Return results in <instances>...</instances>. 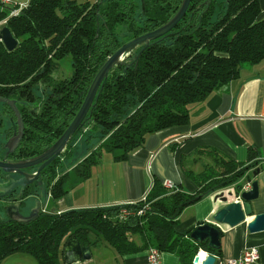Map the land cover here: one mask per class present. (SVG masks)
<instances>
[{"label":"trees","instance_id":"trees-1","mask_svg":"<svg viewBox=\"0 0 264 264\" xmlns=\"http://www.w3.org/2000/svg\"><path fill=\"white\" fill-rule=\"evenodd\" d=\"M181 1L28 0L16 15H9L12 8L0 2V21L5 20L2 25L18 40L12 51L0 42V96L24 102L15 101L25 134L11 158H29L48 149L77 113L106 59L126 42L167 22ZM260 13L259 0H191L170 32L145 48L138 46L137 58L128 55L127 63L112 68L83 126L60 157L41 171L39 184L50 199L66 194L72 175L88 177L102 153L124 160L149 134L187 124L190 104L238 78L243 64L264 59ZM65 56L71 58L72 73L56 79L53 74ZM39 82L47 88L43 94L33 91ZM32 98L38 102L33 110L27 107ZM1 113H11L5 102L0 103ZM197 151L207 153L212 164L197 173L182 169L197 187L193 193L181 185L167 190L154 179L145 199L133 203L40 211L27 223L0 220V262L24 253L37 264H64L63 245L71 235L81 245L104 243L119 254L155 247L176 254L180 264H192L200 249L221 258V245L213 249L207 240L191 239L193 228L181 230L179 215L205 195L232 185L242 189L238 180L259 169L258 151L248 145L246 162L213 148ZM36 191L26 187L23 196Z\"/></svg>","mask_w":264,"mask_h":264},{"label":"crops","instance_id":"crops-1","mask_svg":"<svg viewBox=\"0 0 264 264\" xmlns=\"http://www.w3.org/2000/svg\"><path fill=\"white\" fill-rule=\"evenodd\" d=\"M13 2L9 7L19 9L28 0ZM259 5L260 16L263 17L264 0H259ZM188 112L187 124L149 134L143 146L131 152L126 159H111L110 162H117V165L110 163L106 167L101 159L102 153L99 163L91 168L88 177L80 179L71 174L73 177L61 199L53 201L43 190L44 211L62 212L75 208L133 203L146 196L154 179L161 183L171 181L181 185L184 191L193 193L197 187L182 169L197 173L212 164V158L207 153L198 152V149L213 148L238 162H246L247 146L253 145L258 151L259 171L255 176L252 172L248 175L258 181L259 195L251 201L252 215L246 216L244 222L234 227L219 226L222 232L221 258H237L245 248L256 246L259 252L256 264H264V231L250 233L246 227L254 214L264 212V59L242 68L238 78L213 91L203 101L190 104ZM245 178L237 183L244 184ZM230 189H234V185L205 195L187 206L179 215L180 229L214 223L213 214L225 205L214 201V195ZM234 198H229V201ZM48 205L54 207L48 210ZM91 252L90 260L77 264H147V249L119 254L110 246L98 243L91 247ZM17 254L20 253L6 257L0 264H6ZM19 256L30 263L23 253ZM161 263L180 264V261L176 254L162 252Z\"/></svg>","mask_w":264,"mask_h":264},{"label":"water","instance_id":"water-1","mask_svg":"<svg viewBox=\"0 0 264 264\" xmlns=\"http://www.w3.org/2000/svg\"><path fill=\"white\" fill-rule=\"evenodd\" d=\"M191 0H182L176 13L164 24L156 29L139 35L130 41L123 44L116 51H114L106 61L101 65L97 73L95 74L86 95L71 122L68 124L63 133L54 141V143L48 147L43 153L27 160L21 161H3L0 160V168L5 173H16L21 177L18 179L7 178L6 182L0 183V197L7 195L12 189L20 187V190L29 185L39 175L46 165L51 163L56 157H58L64 150L65 146L76 134V132L83 126L86 115L91 109L94 99L97 96L99 87L103 80L108 76L109 72L116 65L127 63L125 61L128 55H133V58H137L135 49L138 46L145 48L149 43L155 39H158L168 32H170L181 18L185 15ZM143 11V4H142ZM0 42L3 43L8 51L14 50L18 45V40L14 37L10 29L6 25L0 26ZM0 102H5L11 105L16 113L19 130L18 134L10 138L6 144L8 153L12 151V147L19 143L23 135V121L17 110L14 100H8L0 97ZM11 144V145H10ZM7 153V154H8ZM39 165L36 169V173H30L24 171V169ZM259 169L257 168L252 174L255 176ZM247 182H250V188L248 190L230 189L227 191H220L214 195V201L225 203L224 206L219 208L213 214L214 223H202L195 226L190 237L194 241L207 240V245L213 249H219L220 242V225H227L234 227L246 220V216L252 215L251 201L256 199L259 195L258 181L252 179L250 176L246 178ZM235 197L229 201V198ZM42 200H35L33 205L29 208L27 215H22L19 211L20 204L18 202L9 203L2 207V213H0V220L6 218L17 222H30L36 218L40 211H43ZM216 224V225H215ZM247 230L250 233H256L264 231V212L257 213L246 223ZM203 250H198L193 257L192 264H215L216 256L203 251L204 256L201 255ZM92 257L91 248L89 245H81L75 235H71L64 243L62 250V260L64 264H77L81 261L90 260Z\"/></svg>","mask_w":264,"mask_h":264},{"label":"flooded vegetation","instance_id":"flooded-vegetation-1","mask_svg":"<svg viewBox=\"0 0 264 264\" xmlns=\"http://www.w3.org/2000/svg\"><path fill=\"white\" fill-rule=\"evenodd\" d=\"M0 26H2V25H0ZM14 101H17V100H14ZM17 102L18 103H24L23 101H17ZM0 103H3V102H0ZM5 104H7L8 107L11 109V113H1V115H0V160H3V161H21V160H27V159H31L33 157H36L37 155L33 156V157L24 158V159H17V160L11 158V155L20 147L21 142L24 138V134H25V125H24L23 116H22L21 111H19L18 109L17 110H18V112L22 118V121H23V135H22L19 143L16 144L15 146H13L12 151H10L8 153V148L6 147V144L10 138H12L13 136L18 134L19 125H18L16 113L13 110V108L11 107L10 104H8V103H5ZM35 104L36 103H34V102H28L27 107L33 110V108L35 107ZM15 105L17 107V103H15ZM37 106H39V105H37ZM60 155L58 157H60ZM51 163H49V164H51ZM38 166L39 165L24 169V171L30 172V173H36V169ZM0 171H1L0 183L6 182L8 177L15 179V180L21 177L20 175H18L16 173H5L1 170V168H0ZM41 171L42 170H40L39 175L34 179V181L32 183H30L29 185L25 186L22 189V191L20 190V187H16V188L12 189L7 195L0 197V213H2L1 212L2 207L4 205H7L9 203L18 202L20 204V208H19L20 213L22 215H27L29 212V208L33 205L35 200L39 199V200H42V202L44 203V198L41 195V192L43 190L45 191V187L43 186V184H39V183H41V181H40ZM26 187L38 189V191H36L32 195H28V196L24 197L23 192H24Z\"/></svg>","mask_w":264,"mask_h":264},{"label":"built area","instance_id":"built-area-1","mask_svg":"<svg viewBox=\"0 0 264 264\" xmlns=\"http://www.w3.org/2000/svg\"><path fill=\"white\" fill-rule=\"evenodd\" d=\"M0 2L6 6H9V5L14 3L13 0H0ZM25 5H21L19 9L16 7L12 8L9 15H16L17 13H19V11L23 7H25ZM0 23H2V24L5 23V20L0 21ZM162 185L167 190H173V189H175V186H176L174 183H172L171 181H168V180L164 181L162 183ZM249 188H250V182H245L243 185V188L241 190H248ZM144 208L147 209L146 205L144 206ZM43 211H44V207H43ZM141 212H142V210L139 211V213H141ZM161 254H162V252H160L155 247L148 248L147 249V264H162L161 263ZM258 259H259L258 248L256 246H251V247L245 248L242 251L241 255L237 258L222 259V258L216 257L217 263H215V264H256Z\"/></svg>","mask_w":264,"mask_h":264},{"label":"rangeland","instance_id":"rangeland-1","mask_svg":"<svg viewBox=\"0 0 264 264\" xmlns=\"http://www.w3.org/2000/svg\"><path fill=\"white\" fill-rule=\"evenodd\" d=\"M250 65L252 64H248V63H245L242 65V68H247V67H250ZM241 68V69H242ZM72 73V63H71V58L69 56H65L63 59H61L59 61V66H58V69L54 72L53 76L54 78L56 79H61V78H64V77H67V76H70ZM47 88L45 87V84L43 82H39L34 88H33V91L35 93H40L42 91V94L43 92L46 90ZM29 102H34V103H38L36 102L33 98L30 99ZM80 137H82L80 135ZM81 140L78 141V143L80 142ZM82 151V149H81ZM111 153H108V152H104L103 153V157L101 158L102 161L105 162V166L108 167V164L110 163H113L114 165H117V162H110L112 157H111ZM66 164V162H65ZM94 167V166H92ZM225 189V188H224ZM223 189V190H224ZM51 207H54V206H50L48 205V210H51L52 208ZM24 254V253H23ZM21 255L20 254H17V255H14L12 256L13 258H10V260H8V262H6V264H30V263H35L36 261L30 257L29 255L27 254H24L25 257H27V259L30 261V263H26L25 260L23 258H21ZM24 257V256H22Z\"/></svg>","mask_w":264,"mask_h":264},{"label":"bare ground","instance_id":"bare-ground-1","mask_svg":"<svg viewBox=\"0 0 264 264\" xmlns=\"http://www.w3.org/2000/svg\"><path fill=\"white\" fill-rule=\"evenodd\" d=\"M201 255H202V256H204V253H203V251L201 252Z\"/></svg>","mask_w":264,"mask_h":264}]
</instances>
